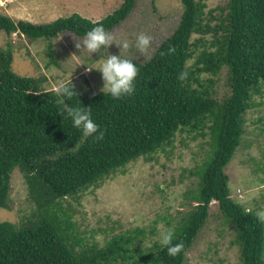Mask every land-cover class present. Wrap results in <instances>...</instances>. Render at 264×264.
<instances>
[{"label": "trees", "instance_id": "trees-1", "mask_svg": "<svg viewBox=\"0 0 264 264\" xmlns=\"http://www.w3.org/2000/svg\"><path fill=\"white\" fill-rule=\"evenodd\" d=\"M178 1L183 5L178 27L148 61H133L139 69L135 92L119 100L102 93L85 96L74 85L79 97L65 100L60 88L46 89L43 80L16 73L12 51L0 49V210H11L17 169L35 206L33 217L22 216L19 224L0 220V264H185L214 201L235 234L237 264H264V223L258 219L264 198L248 210L232 199L226 173L239 149L252 148L245 142L248 129L264 123L248 117L264 106V0H227L208 15L205 0ZM136 2L124 0L98 22L75 14L36 25L0 16V31L46 40L50 69L59 67L53 41L60 34L84 38L96 25L110 33ZM223 68L228 91L220 98L217 77ZM257 97L263 101L256 103ZM78 103L91 107L103 139L72 126L68 108ZM185 134V146L186 140H205V154L197 168L183 169L182 178L193 182L184 193L190 210L177 222L164 219L166 232H174L173 243H183L179 254L170 256L159 241L145 247L148 236H160L156 228L105 230L112 235L104 246L82 236L71 206L63 207L66 200L94 193L139 159L152 162L160 152L171 157L167 148Z\"/></svg>", "mask_w": 264, "mask_h": 264}, {"label": "rangeland", "instance_id": "rangeland-1", "mask_svg": "<svg viewBox=\"0 0 264 264\" xmlns=\"http://www.w3.org/2000/svg\"><path fill=\"white\" fill-rule=\"evenodd\" d=\"M123 3L124 0H0V16L36 25L53 23L75 14L98 22L119 10ZM205 3V13L208 15L211 10L225 6L227 0H205ZM182 13L183 5L178 0H137L128 18L110 31L118 43L127 40L129 48L120 49L113 43L108 49L91 55L86 49L76 47L77 43L82 44L83 38L73 33H62L53 41L59 67L50 69L46 67V40L32 41L22 35L8 37L4 31H0V49L12 51L16 73L43 80L46 89H59L64 84L72 83L85 96L94 95L101 93L102 74L97 69L89 68L98 67L107 55L119 53L132 61H148L174 33ZM141 33L152 37L151 47L146 52H140L135 46L136 37ZM217 78L218 96L222 98L228 91L227 68H223ZM261 100L255 98L256 103ZM248 117L253 121L261 118L264 121V106L251 110ZM184 138L187 139L186 134L179 135L174 146L167 148L166 152L173 154L171 157L160 152L152 162L139 159L127 168V174L107 180L94 193L87 191L79 199L66 200L63 207L71 206L73 220L82 236L96 239L100 246H104L112 235H107L105 230L110 232L115 228V234H119L137 227L146 230L156 228L160 236H148L145 247L155 241L160 242L161 234L167 230L165 220L174 219L177 222L191 208L185 205L184 193L193 182L188 176L182 178L183 169L197 168L205 154L202 146L205 140H186L185 146L182 143ZM245 142L252 144V148L247 150L244 146L239 149L227 166L226 173L230 176L232 199L252 210L256 205L255 200L264 198V123L258 129L250 127ZM34 210L24 175L17 169L12 180L11 210L1 209L0 220L19 224L22 216L33 217ZM117 222L121 227L117 226ZM234 239L233 230L224 224L219 203L214 201L210 207L209 221L187 254L185 264L239 263L240 252L232 245Z\"/></svg>", "mask_w": 264, "mask_h": 264}, {"label": "clouds", "instance_id": "clouds-1", "mask_svg": "<svg viewBox=\"0 0 264 264\" xmlns=\"http://www.w3.org/2000/svg\"><path fill=\"white\" fill-rule=\"evenodd\" d=\"M151 42V36L141 33L136 37L135 46L140 52H146L151 47ZM113 43L119 46L120 49L129 48L127 40L118 43L103 25H96L84 35L82 44L77 43L76 47L78 49L84 48L92 55V53H99L102 48L108 49ZM89 69H97L102 74L103 86L100 91L104 96L107 95L112 99L119 100L125 96H131L135 92V81L139 69L132 60L123 58L120 53L119 55H107L98 67ZM58 95L65 100L79 97V93L72 83L67 86L62 85ZM67 116L71 119L72 126L80 129L83 135L96 140L103 139V131L100 130V126L93 119L90 106H83L81 103L70 105ZM258 219L261 223H264V212L258 213ZM173 239L174 232L171 229L161 234L160 243L167 248L170 256H176L183 249V243H173Z\"/></svg>", "mask_w": 264, "mask_h": 264}]
</instances>
